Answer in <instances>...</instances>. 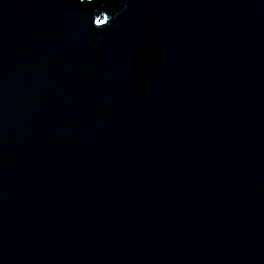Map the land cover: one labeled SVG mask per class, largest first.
I'll return each instance as SVG.
<instances>
[{
  "label": "water",
  "instance_id": "1",
  "mask_svg": "<svg viewBox=\"0 0 264 264\" xmlns=\"http://www.w3.org/2000/svg\"><path fill=\"white\" fill-rule=\"evenodd\" d=\"M0 264H264V0H0Z\"/></svg>",
  "mask_w": 264,
  "mask_h": 264
}]
</instances>
